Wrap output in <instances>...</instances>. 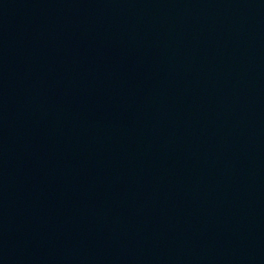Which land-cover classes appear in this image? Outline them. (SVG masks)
Listing matches in <instances>:
<instances>
[{
    "label": "water",
    "instance_id": "1",
    "mask_svg": "<svg viewBox=\"0 0 264 264\" xmlns=\"http://www.w3.org/2000/svg\"><path fill=\"white\" fill-rule=\"evenodd\" d=\"M0 264H264V0H0Z\"/></svg>",
    "mask_w": 264,
    "mask_h": 264
}]
</instances>
